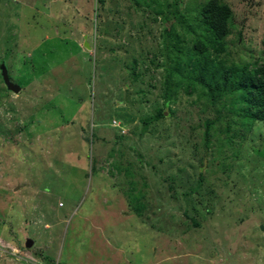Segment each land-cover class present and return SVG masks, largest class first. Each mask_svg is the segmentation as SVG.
<instances>
[{
    "label": "rangeland",
    "instance_id": "rangeland-1",
    "mask_svg": "<svg viewBox=\"0 0 264 264\" xmlns=\"http://www.w3.org/2000/svg\"><path fill=\"white\" fill-rule=\"evenodd\" d=\"M207 1L0 0V264H264V121L195 81ZM221 2L207 84L264 67V0Z\"/></svg>",
    "mask_w": 264,
    "mask_h": 264
},
{
    "label": "trees",
    "instance_id": "trees-1",
    "mask_svg": "<svg viewBox=\"0 0 264 264\" xmlns=\"http://www.w3.org/2000/svg\"><path fill=\"white\" fill-rule=\"evenodd\" d=\"M181 17V16H180ZM197 25L204 32L197 35V41L194 43V50L204 65L195 81L205 87L211 98L222 97L227 88L234 91L238 87L243 92L242 101L247 105L246 114L254 121H264V67L249 71L247 67L239 72H234L232 78L223 71L210 75V84L205 81L204 73L208 70L209 64L206 58H203L208 49L222 50L223 40L229 34V23L232 20L231 8L221 2V0H208L196 15ZM178 50V49H177ZM179 51V50H178ZM178 64H181L179 62ZM216 97V98H217ZM157 118H163L159 113ZM209 132L206 134V138Z\"/></svg>",
    "mask_w": 264,
    "mask_h": 264
},
{
    "label": "water",
    "instance_id": "water-1",
    "mask_svg": "<svg viewBox=\"0 0 264 264\" xmlns=\"http://www.w3.org/2000/svg\"><path fill=\"white\" fill-rule=\"evenodd\" d=\"M0 71H1V76H2L3 82H4L7 90H9L15 94H18L21 91V88L12 82V80L10 79L9 73H8V69L4 63H2V65L0 66ZM32 245H33V242L31 240H29L26 243V248H30Z\"/></svg>",
    "mask_w": 264,
    "mask_h": 264
}]
</instances>
